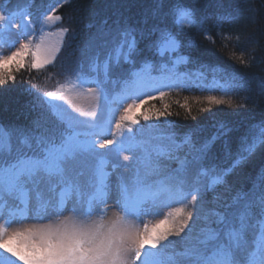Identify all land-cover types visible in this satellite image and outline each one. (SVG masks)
Here are the masks:
<instances>
[{
    "label": "snow or ice",
    "instance_id": "1",
    "mask_svg": "<svg viewBox=\"0 0 264 264\" xmlns=\"http://www.w3.org/2000/svg\"><path fill=\"white\" fill-rule=\"evenodd\" d=\"M59 6L43 17L39 34L30 20L14 23L23 13L6 15L0 10V40L14 49L0 51V88L15 84L22 71L54 64L70 30L43 28L61 20L56 15ZM149 7L160 22L171 14L174 24L196 23L190 7L176 4L166 13L163 0H152ZM155 32L159 38L146 47L161 58L168 54L171 63L169 67L161 61L167 74L159 76L151 74L152 60L145 58L135 69L133 59L139 54L137 33L149 41ZM109 36L112 47L103 57L96 51L87 71L79 64L52 90L32 85L37 90L35 106L46 113L32 122L33 127L6 131L0 126V211L7 207L9 216L7 223H0V264H264V167L248 190L235 188L229 179L264 149V122L253 126L258 131L251 138L240 139L233 156L231 141L222 139L231 131L224 123L199 146L192 132L177 142L176 133L169 131L176 122L168 117L179 113L163 103L173 89L234 91L242 86L237 77L207 64L179 73L177 66L188 64L190 57L172 58L184 45L167 26L134 27L120 13L113 28L102 29L89 42V50L106 46ZM121 60L133 65L130 78L111 79L112 68ZM92 84L95 87H87ZM194 99L203 105L201 112L236 106L223 96ZM155 100L162 108L151 103ZM174 102L191 114L188 97ZM141 118L148 123L141 124ZM185 148L183 157L174 156ZM217 152L233 157L229 166L206 162ZM160 157L177 159L179 168L161 167ZM124 167L133 170L134 179L129 184L119 175L113 186L109 177ZM113 207L119 215L106 220ZM151 216L160 218L147 219ZM24 219L48 222L9 231V225ZM175 237L185 241L184 251H175L170 239Z\"/></svg>",
    "mask_w": 264,
    "mask_h": 264
},
{
    "label": "trees",
    "instance_id": "2",
    "mask_svg": "<svg viewBox=\"0 0 264 264\" xmlns=\"http://www.w3.org/2000/svg\"><path fill=\"white\" fill-rule=\"evenodd\" d=\"M151 2L152 0H2L1 7L5 14L25 11L38 34L47 10L59 4L56 15L61 16V20L50 29L56 31L59 28H68L70 31L66 34L64 46L53 65L39 71H22L17 74L15 84L0 88V126L6 131L28 129L33 127V121L41 119L42 114L46 115L40 107L35 106L37 90L32 89V85H39L40 90H52L79 64H83L84 70L87 71L91 57L96 51H100L103 57L112 47L111 36L106 38L109 41L106 46L96 49L89 50V42L99 36L102 29L107 31L113 28L118 14L122 13V18H130L134 27L151 28L156 24L159 27L167 26L179 34L184 46L178 53L171 54L172 58L190 57L188 64L180 63L177 66L179 73L194 72L200 64H207L224 68L237 77L242 86L234 91L225 93L221 90L202 91L197 88L173 89L171 95L163 102L171 105V112L179 113L178 116L168 117L176 122L169 131L176 133L177 142L185 133L192 132L193 140L199 146L205 139L216 134L220 123H224L231 131L222 139L231 141L234 156L240 139L244 136L251 138L258 131L253 126L264 122V0H163L166 13H170L176 4L192 8L196 23L191 27L174 24L171 14L167 15L163 22L155 19L149 7ZM206 37H211V40ZM158 38L159 32L153 33L149 41L140 39L137 33L139 54L133 57L136 61L135 69L140 68L145 58L152 60L153 68L158 71L162 60L171 65L168 54L161 58L154 54V49L146 47L147 43ZM241 60L245 63H241ZM132 70L133 65L121 60L119 66L112 68L110 77L118 80L130 78L129 73ZM211 78L209 72L208 79ZM109 87L111 88V85ZM119 87L120 85H117L115 90L118 91ZM207 95L230 98L236 106H214L210 112H201L199 109L203 105L196 103L194 98ZM184 97L189 98L191 114L174 102L178 99L183 103ZM151 103L157 108H162L160 100ZM140 123L148 122L141 118ZM45 126L51 127V124L45 123ZM221 143L222 140L217 142L213 148L214 152ZM186 152L185 148L174 153V156L183 157ZM232 158L227 153L217 152L214 160L206 162L227 167ZM159 163L169 171L180 166L177 159L168 157H160ZM261 167H264V149H258L247 163L236 169L229 177L230 182L235 188L248 190L252 188ZM208 199H211V194ZM175 206L177 205H173ZM184 235L181 233V237ZM181 237L170 238L174 240L176 252H182L186 247Z\"/></svg>",
    "mask_w": 264,
    "mask_h": 264
},
{
    "label": "rangeland",
    "instance_id": "3",
    "mask_svg": "<svg viewBox=\"0 0 264 264\" xmlns=\"http://www.w3.org/2000/svg\"><path fill=\"white\" fill-rule=\"evenodd\" d=\"M2 0H0V3H1ZM1 10V8H0ZM50 11V10H49ZM23 13V15H17L16 17V20L14 21V23H17V24H22L25 20H30L31 19L29 18L28 14L24 13V12H21ZM59 22V21H57ZM57 22H54L52 25H45L47 28H48V31L47 32H56V31H52L50 28L54 25V24H57ZM32 23V22H31ZM33 24V23H32ZM16 36H17V31H14L12 33V39H16ZM10 43V42H9ZM18 46V45H17ZM14 50L13 48L9 47L8 44L4 43L2 40H0V51H2L4 54H7L8 52ZM171 67V66H170ZM151 74L153 76H159L161 74H167L166 72H161V73H154L151 71ZM87 87H95L94 84L92 85H87ZM151 95H156V93H151ZM110 138V137H108ZM130 155V154H129ZM126 164L128 162H125ZM109 171H111V169H109ZM119 175H122L124 177V180L125 182L131 184L132 180L134 179V172L133 170L130 168V167H124V168H121L117 171V173H114L113 175H111L109 177V182L115 186V184L117 183L118 181V176ZM113 194H114V191H113ZM34 195V194H33ZM18 201H16L17 203ZM109 205L110 206H114V200L113 199H110L108 201ZM32 204L35 205V200L33 199L32 200ZM9 206H11V204H9ZM114 210V207L113 209ZM116 210V209H115ZM193 211V213L195 212L194 208L191 209ZM163 211H167V209H164ZM111 212V211H110ZM109 212V214H110ZM68 214V213H65V215ZM195 214V213H194ZM0 216H2V218H0V223H7L8 219H9V216H8V208H4L2 211H0ZM160 218L159 216H151V217H148L147 219H151V220H154V219H158ZM48 221L47 220H44V219H41V220H36V219H24L22 223H12L11 225H9V231H12L13 229L15 228H18V227H23V226H26V225H30V224H40V223H47ZM191 223V222H190Z\"/></svg>",
    "mask_w": 264,
    "mask_h": 264
},
{
    "label": "clouds",
    "instance_id": "4",
    "mask_svg": "<svg viewBox=\"0 0 264 264\" xmlns=\"http://www.w3.org/2000/svg\"><path fill=\"white\" fill-rule=\"evenodd\" d=\"M66 215H69V214H66ZM117 215H119V213L117 210L114 209L110 212V214H108V217H106L105 219L111 220V219L115 218V216H117Z\"/></svg>",
    "mask_w": 264,
    "mask_h": 264
}]
</instances>
